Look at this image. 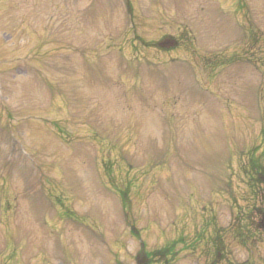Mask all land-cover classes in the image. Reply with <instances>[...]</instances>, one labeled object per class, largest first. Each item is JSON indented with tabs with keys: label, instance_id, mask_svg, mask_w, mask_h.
<instances>
[{
	"label": "rangeland",
	"instance_id": "obj_1",
	"mask_svg": "<svg viewBox=\"0 0 264 264\" xmlns=\"http://www.w3.org/2000/svg\"><path fill=\"white\" fill-rule=\"evenodd\" d=\"M257 179L264 0H0V264H264Z\"/></svg>",
	"mask_w": 264,
	"mask_h": 264
},
{
	"label": "trees",
	"instance_id": "obj_2",
	"mask_svg": "<svg viewBox=\"0 0 264 264\" xmlns=\"http://www.w3.org/2000/svg\"><path fill=\"white\" fill-rule=\"evenodd\" d=\"M177 46V43H174L171 39L169 40L168 43H156L154 44V47H156L157 49H174ZM255 165H252V168H254ZM257 183H259L260 185H264V182H260V179L256 180ZM262 219L264 220V211L261 213ZM257 230L259 232H264V221L260 222V226L257 228ZM171 250L170 248H165L163 250H159L157 252H153V253H147L144 250H140L139 253L136 256V264H152L154 261H156V263H164V261L166 260V258L169 257V259L171 257H173V254L170 253ZM219 252V251H218ZM217 256V255H216Z\"/></svg>",
	"mask_w": 264,
	"mask_h": 264
}]
</instances>
